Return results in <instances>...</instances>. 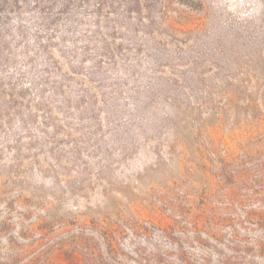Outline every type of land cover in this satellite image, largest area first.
Returning <instances> with one entry per match:
<instances>
[{"label":"rangeland","instance_id":"rangeland-1","mask_svg":"<svg viewBox=\"0 0 264 264\" xmlns=\"http://www.w3.org/2000/svg\"><path fill=\"white\" fill-rule=\"evenodd\" d=\"M0 264H264V0H0Z\"/></svg>","mask_w":264,"mask_h":264}]
</instances>
